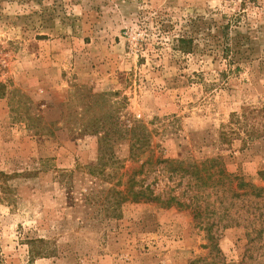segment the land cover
<instances>
[{"label": "rangeland", "instance_id": "rangeland-1", "mask_svg": "<svg viewBox=\"0 0 264 264\" xmlns=\"http://www.w3.org/2000/svg\"><path fill=\"white\" fill-rule=\"evenodd\" d=\"M262 105L264 0H0V264H264V136L221 138ZM148 157L136 180L181 205L115 204Z\"/></svg>", "mask_w": 264, "mask_h": 264}, {"label": "trees", "instance_id": "trees-1", "mask_svg": "<svg viewBox=\"0 0 264 264\" xmlns=\"http://www.w3.org/2000/svg\"><path fill=\"white\" fill-rule=\"evenodd\" d=\"M256 0H241L242 5H246L247 3L254 2ZM175 41V47L183 52V53H188L191 51V46L194 41V37L192 34H180L177 37L174 38ZM224 50V55H227L228 51V46H225L223 48ZM108 115V114H106ZM109 117L111 118L112 122H108ZM113 116L108 115L107 118L103 116H95L93 119V125H99L100 127L107 126L108 123V128L110 130H104L103 133L100 135L98 138L99 140V157H98V163L100 166L105 164V161L108 158V152L107 149H109L108 146H110L111 139L114 137L115 133H118L119 136H121L123 133L119 127H116L117 122L112 118ZM114 126H113V125ZM143 127L141 124H135L133 126V130L136 128ZM226 130L221 133V138L225 141H231L232 136L235 135L237 138H241L243 142H246L248 140H254L259 137L264 136V105L258 107V106H244L242 107L241 111L237 112L234 111L230 114L229 121L227 122ZM99 129L94 130L93 132L96 133L98 132ZM144 131H141L140 134H136V138L134 142L131 143V156L132 160H137L139 156L144 152V150L147 148L149 145L148 139H147V134ZM149 160L151 162L150 157H148L145 161H143L140 165L139 168L133 172V175L128 178V185L124 187L123 189H116V188H111L110 191L114 195V202L116 205H119L120 203L129 201V202H138L141 200H146V201H159L161 204L164 205H171L172 203L175 204H182L176 196L174 195H169L167 197H162L160 195H157L154 193V190L148 185V186H143L142 181L136 180L135 176L137 174L142 173L143 167L145 166L146 162ZM176 161H168L167 164H172V168L175 171H182V173H189L190 175L197 177V168L194 170H190L187 167L183 168L181 164H175ZM211 166H218L219 167V174L222 176H225L228 179H234L235 176L232 177V174L226 173L224 171V166L222 165V161H220L218 158H210L203 160L200 162V165H205L209 164ZM196 167L199 166V164H195ZM216 166V167H217ZM217 167V168H218ZM261 175H264V170L260 172ZM240 186H249L252 187L251 184L245 183L244 181L239 182ZM137 187V188H136ZM254 187V186H253ZM254 189H257V187H254ZM255 195H258L255 194ZM184 206H189V204H184ZM201 212L198 211V215L201 216ZM221 222V220H218V223ZM207 225L205 226L206 230V237L208 239V243L210 248H215L217 249V242H216V232L213 230L214 222H205ZM263 231V229L257 231V234H260ZM199 260L203 259H195L192 260L186 264H195Z\"/></svg>", "mask_w": 264, "mask_h": 264}]
</instances>
